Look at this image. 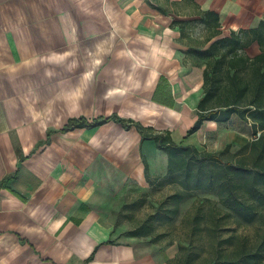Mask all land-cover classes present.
I'll return each mask as SVG.
<instances>
[{"label": "crops", "instance_id": "0c3cea01", "mask_svg": "<svg viewBox=\"0 0 264 264\" xmlns=\"http://www.w3.org/2000/svg\"><path fill=\"white\" fill-rule=\"evenodd\" d=\"M248 1L0 0V264H161L95 197L112 173L144 183L143 155L150 175L166 173L133 123L211 152L232 144L226 133L251 138L237 114L187 135L204 94L197 50L214 40L193 22L214 10L222 36L256 27L264 3Z\"/></svg>", "mask_w": 264, "mask_h": 264}, {"label": "trees", "instance_id": "16d2710c", "mask_svg": "<svg viewBox=\"0 0 264 264\" xmlns=\"http://www.w3.org/2000/svg\"><path fill=\"white\" fill-rule=\"evenodd\" d=\"M200 21L208 32V40H212L205 50H197L198 54L206 59L204 69L203 89L204 94L198 103V117L188 129L187 135L200 128L204 120L226 121L232 114H237L241 119L249 122L253 129V139L239 146L240 150L250 145L254 148H263L264 145V15L256 27L232 30L229 36H222L219 14L214 10L201 11ZM257 42L260 52L249 56L245 52L251 43ZM221 72H224L223 77ZM245 73V76L243 75ZM247 74V75H246ZM226 80L225 83H223ZM108 118H100L90 125H98ZM84 118L76 121L70 120L69 126L85 125ZM125 126L129 125L123 121ZM141 133L142 140L150 139L155 146L164 151L167 157V169L162 178L168 182L179 183L183 190L173 194L178 201L185 194L203 188L212 190L219 195L222 203L242 220L250 222L254 217L253 205L243 199L239 193L241 187L251 191V195L264 203V186L258 187L256 182L264 184V165L254 171L238 159L237 164L222 158L224 151L209 152L201 150L190 144H177L169 131L148 134L150 128H145L139 123H133ZM67 125V126H68ZM259 133V134H258ZM232 144H228L226 148ZM261 153L256 152L257 156ZM144 176L149 184L158 176H151L148 163L143 155ZM214 162L217 169L214 173L206 174L205 164ZM175 210V211H174ZM168 212H176L171 209ZM151 224L145 222L129 230L130 237H151ZM152 239V238H151ZM260 250L240 256L235 253L233 259H225L220 264H256L261 261ZM230 258V256H227Z\"/></svg>", "mask_w": 264, "mask_h": 264}, {"label": "rangeland", "instance_id": "374dc122", "mask_svg": "<svg viewBox=\"0 0 264 264\" xmlns=\"http://www.w3.org/2000/svg\"><path fill=\"white\" fill-rule=\"evenodd\" d=\"M257 1L259 3V0H251V5L255 6ZM230 6L233 7V4ZM231 7L225 5L223 8L228 10ZM191 9L185 7L188 12ZM196 22H193L194 34L205 36L204 26ZM221 74L225 76L224 72ZM225 136L231 140L232 146L226 148L221 140L210 148L224 151L222 158L225 161L237 164L238 159H242L254 171L264 165V145L263 148L250 145L240 150L241 142L235 141L233 132ZM253 136L247 142L252 141ZM256 152L261 153L257 156L259 160L255 157ZM216 169L212 161L205 164L206 174L214 173L210 171ZM161 173L151 175L158 177L150 184L146 180L142 184L122 181L114 173L104 179L95 203L104 216L114 222L121 238L128 237L129 230L147 222L152 227L151 237L138 239L141 247L150 250L153 258L161 264H220L225 259H234L235 253L242 257L257 248L261 261L256 264H264V203L252 196L251 191L245 187L239 190L243 199L253 205L255 212L252 221L247 222L222 203L219 195L212 190L195 189L176 201L172 196L182 192L183 187L179 183L168 182ZM256 184L264 186L260 181ZM174 208L176 212H168Z\"/></svg>", "mask_w": 264, "mask_h": 264}, {"label": "built area", "instance_id": "2783aa9c", "mask_svg": "<svg viewBox=\"0 0 264 264\" xmlns=\"http://www.w3.org/2000/svg\"><path fill=\"white\" fill-rule=\"evenodd\" d=\"M259 134V133H258Z\"/></svg>", "mask_w": 264, "mask_h": 264}]
</instances>
